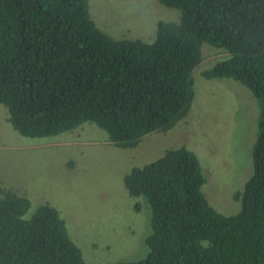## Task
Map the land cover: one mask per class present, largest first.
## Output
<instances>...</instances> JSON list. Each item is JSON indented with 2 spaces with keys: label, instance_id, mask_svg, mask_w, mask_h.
<instances>
[{
  "label": "trees",
  "instance_id": "obj_1",
  "mask_svg": "<svg viewBox=\"0 0 264 264\" xmlns=\"http://www.w3.org/2000/svg\"><path fill=\"white\" fill-rule=\"evenodd\" d=\"M158 1L180 16L161 20L149 43L102 31L89 0H0V104L24 137L92 123L118 148L134 149L190 114L203 45L224 51L204 78L234 80L258 108L241 211L215 210L198 156L168 150L125 177L129 194L151 208L152 232L145 259L115 264H264V0ZM31 208L29 198L0 186V264H88L55 207L27 217Z\"/></svg>",
  "mask_w": 264,
  "mask_h": 264
},
{
  "label": "rangeland",
  "instance_id": "obj_2",
  "mask_svg": "<svg viewBox=\"0 0 264 264\" xmlns=\"http://www.w3.org/2000/svg\"><path fill=\"white\" fill-rule=\"evenodd\" d=\"M89 4L97 26L117 40L151 43L161 20L178 21L180 16L158 0ZM202 52L188 117L167 133L148 134L134 149L118 148L92 123L55 137H24L8 122L7 109L0 104L1 188L31 200L27 217L42 205L55 207L88 264L145 259L152 212L145 198L129 194L125 177L171 149L194 152L207 179L203 192L209 203L224 216L237 215V195L253 174L258 108L253 94L234 80L205 79L203 73L227 54L208 44Z\"/></svg>",
  "mask_w": 264,
  "mask_h": 264
}]
</instances>
